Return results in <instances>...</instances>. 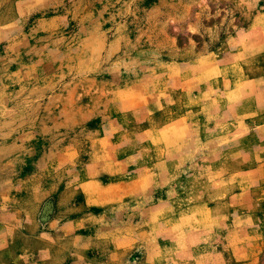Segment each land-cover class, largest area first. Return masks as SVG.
<instances>
[{
  "label": "rangeland",
  "instance_id": "1",
  "mask_svg": "<svg viewBox=\"0 0 264 264\" xmlns=\"http://www.w3.org/2000/svg\"><path fill=\"white\" fill-rule=\"evenodd\" d=\"M0 264H264V0H0Z\"/></svg>",
  "mask_w": 264,
  "mask_h": 264
}]
</instances>
